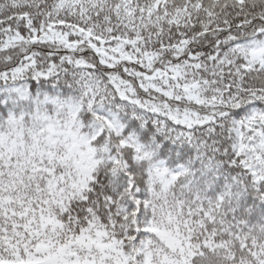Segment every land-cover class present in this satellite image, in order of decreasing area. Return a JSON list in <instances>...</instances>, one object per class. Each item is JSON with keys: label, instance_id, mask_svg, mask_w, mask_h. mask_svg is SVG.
<instances>
[{"label": "snow or ice", "instance_id": "1", "mask_svg": "<svg viewBox=\"0 0 264 264\" xmlns=\"http://www.w3.org/2000/svg\"><path fill=\"white\" fill-rule=\"evenodd\" d=\"M25 75L78 84L91 164L0 154V264H264V194L229 219L136 139L193 143L264 193V0H0V80Z\"/></svg>", "mask_w": 264, "mask_h": 264}, {"label": "trees", "instance_id": "2", "mask_svg": "<svg viewBox=\"0 0 264 264\" xmlns=\"http://www.w3.org/2000/svg\"><path fill=\"white\" fill-rule=\"evenodd\" d=\"M80 97L81 90L71 75L48 79H34L25 75L22 79L0 80V110L6 112L0 121V129L14 118L47 116L60 108L75 107L80 102ZM111 106H108L109 111ZM115 107L118 111H126L122 104ZM101 111L105 109L102 107ZM132 118H137L135 113ZM139 119L146 121L147 117L142 116ZM136 139L145 150L151 152V164L166 169L170 174L185 172L183 182L190 193L200 194L204 199L213 201L225 196L229 219L241 201L256 200L259 195L264 194L252 190L249 195L242 174L231 170L227 158L208 152L193 143L164 137L153 149ZM161 149L165 151L162 152ZM96 187L99 191H95L94 195L102 197L107 189L112 188V181L107 186L98 184Z\"/></svg>", "mask_w": 264, "mask_h": 264}, {"label": "clouds", "instance_id": "3", "mask_svg": "<svg viewBox=\"0 0 264 264\" xmlns=\"http://www.w3.org/2000/svg\"><path fill=\"white\" fill-rule=\"evenodd\" d=\"M259 83L264 84V78H261ZM79 104V103H78ZM77 104V105H78ZM75 107L60 108L53 114L35 118H14L10 120L2 129H0V139L3 143L0 144V154L5 159H16L18 156L30 155L33 152L39 151H54L58 157H64L68 154L70 145H77L72 155L68 160L61 162L60 159L54 160L53 165L56 167L57 173L71 172L73 176L78 171H83L89 168L91 160L87 155L88 144L84 137L86 136L83 129L79 127V119L74 114ZM52 126L60 136L56 138V144L49 148L46 143V129ZM34 145L36 147L34 148ZM79 153H85L83 157ZM92 159H95L93 157ZM41 195H47L46 185H42ZM256 235L259 242H264V235ZM216 257L211 253L206 254L207 264H214ZM194 264H199L197 258ZM220 264H224L221 260Z\"/></svg>", "mask_w": 264, "mask_h": 264}, {"label": "rangeland", "instance_id": "4", "mask_svg": "<svg viewBox=\"0 0 264 264\" xmlns=\"http://www.w3.org/2000/svg\"><path fill=\"white\" fill-rule=\"evenodd\" d=\"M9 80H11V79H9Z\"/></svg>", "mask_w": 264, "mask_h": 264}]
</instances>
